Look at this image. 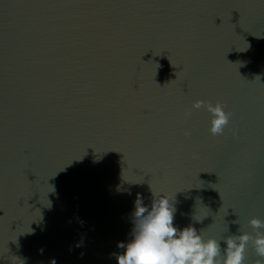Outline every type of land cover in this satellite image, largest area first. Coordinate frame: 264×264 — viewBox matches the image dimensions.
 <instances>
[{
	"label": "water",
	"instance_id": "water-1",
	"mask_svg": "<svg viewBox=\"0 0 264 264\" xmlns=\"http://www.w3.org/2000/svg\"><path fill=\"white\" fill-rule=\"evenodd\" d=\"M152 191L205 238L264 220V0H0V264H116Z\"/></svg>",
	"mask_w": 264,
	"mask_h": 264
},
{
	"label": "clouds",
	"instance_id": "clouds-1",
	"mask_svg": "<svg viewBox=\"0 0 264 264\" xmlns=\"http://www.w3.org/2000/svg\"><path fill=\"white\" fill-rule=\"evenodd\" d=\"M225 107L222 101L213 104L199 99L191 105V109H203L210 114L208 131L212 136L223 135L229 126L232 113L226 112ZM190 116L191 110H187L185 117ZM184 135L190 136L191 132L185 130ZM193 156L195 158L196 154ZM152 193L154 198L150 207L142 204L139 195L134 201L131 239L126 243L117 242V247L123 251L112 254L116 264H246L249 247L257 257L253 264H264V231H261L264 220L255 217L248 220L252 233L243 231L240 226L238 234L220 240L205 238L203 232H198L191 224L183 228L174 225L173 197ZM40 252L42 254L43 249ZM50 264H56V261L52 260Z\"/></svg>",
	"mask_w": 264,
	"mask_h": 264
}]
</instances>
